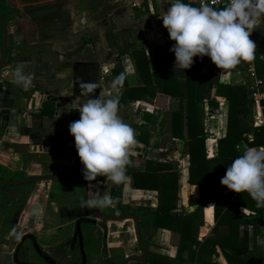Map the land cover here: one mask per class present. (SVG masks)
<instances>
[{
    "label": "crops",
    "instance_id": "obj_1",
    "mask_svg": "<svg viewBox=\"0 0 264 264\" xmlns=\"http://www.w3.org/2000/svg\"><path fill=\"white\" fill-rule=\"evenodd\" d=\"M14 2L28 21L33 22L35 31L33 39L30 40V37L26 41L29 50L17 51L25 54L27 58L6 64L0 71V173L10 176L23 172L24 176H28L40 172L41 169L54 173L63 172L70 166L82 169L77 154L59 151L74 144L67 126L69 122L79 118L76 111L73 119L70 114L71 110H75V97L80 96L82 84L90 81L98 85V89L91 95H96L99 91H112L106 76L111 73L118 54L128 84L135 85L139 82L128 51L133 46H141L146 53H150L154 47L163 48L174 43L168 38L160 17L166 12L171 0H14ZM17 37L20 43V38H23L22 31ZM254 41L255 45H264V35ZM198 62L202 73L207 72L208 66L215 65L206 55H198ZM18 64H22L24 70L31 74V83L27 89L15 82L13 68ZM102 64L107 65V72L101 69ZM253 66L251 60L241 62L230 69L221 68L219 81L246 86L250 81L249 69ZM115 92L119 96L122 88H116ZM46 100L53 101L55 111L52 117L43 116L39 119L34 115L39 112ZM203 106L204 130L207 133L204 141L205 153L206 157H214L217 154V139L226 133L228 102L222 96L216 95L215 87H212L204 99ZM179 107V99L172 95L167 97L164 109L144 99L119 102L121 116L134 130V143L128 149V155L134 157L132 168L143 170L146 159L167 161L177 165L178 199L172 212L188 207V201L198 195L197 185L188 182L187 149L182 144L183 140L173 137L170 131L169 113L177 111ZM248 107L249 124L253 126L264 124L262 109L250 99ZM38 137L40 140H34ZM4 144L8 146L3 147ZM49 146L53 147L52 153L46 151ZM241 146L248 147L244 142ZM249 147L264 148L260 145ZM31 159L34 163L30 165ZM27 166L28 171L25 170ZM90 182L101 195L110 194L111 188L117 185L118 198H112L109 204L114 212L119 210L118 202L137 209L140 207L151 209L157 205L156 191L132 188L128 176L121 184H113L106 176ZM6 185L8 186H0L1 222H4L8 214L7 220L9 218L18 220L13 231L17 239L11 246L8 238L0 236V264H15L14 249L18 240L27 233L33 235L40 249L54 261L71 264L72 257L66 255V250L61 248V241L56 238L60 230L56 223L61 217L62 204L59 193L63 188H67L70 198L73 199L77 194V187L69 182L57 180ZM128 195L133 197L131 201L127 200ZM62 197L68 196L63 194ZM242 210L247 212L244 208ZM75 211V206L69 204L67 215ZM79 211L83 213L81 209ZM202 213L203 224L199 227L198 240L211 233L214 225L213 203H207ZM20 215L22 217H19ZM131 221L130 219L124 221L128 235L133 231ZM260 228L261 246L264 248V226ZM114 233L116 232L107 233V250L120 239L115 238ZM248 233V247L251 249L253 247L251 227ZM170 235V230L157 227L147 240V249L172 261L176 255V247L170 244ZM121 237L126 239L125 234ZM26 241L31 240L25 239L20 248H25L27 262L46 264L39 258V253L32 247L31 242V249L27 247ZM134 245L135 241L130 240L126 242L125 247L135 253L137 250ZM217 252L216 264H227L219 247ZM217 259L220 260L217 262Z\"/></svg>",
    "mask_w": 264,
    "mask_h": 264
},
{
    "label": "trees",
    "instance_id": "obj_2",
    "mask_svg": "<svg viewBox=\"0 0 264 264\" xmlns=\"http://www.w3.org/2000/svg\"><path fill=\"white\" fill-rule=\"evenodd\" d=\"M186 2H189L186 0ZM193 4V3H192ZM195 5V4H194ZM219 8H223L219 7ZM7 13V10L5 11ZM3 18V13L0 12ZM4 23L6 22L3 20ZM31 29V39L34 36V24L28 21ZM168 47H154L146 53L141 46H133L128 51L139 82L128 84L120 55L115 57L114 67L106 76L110 82L123 74L122 81L116 88H122L119 102L144 99L159 108H165L168 96H175L180 101L177 111L169 113L170 131L173 137L181 138L182 144L189 155L188 182L198 187V195L188 201V207L176 208L178 168L175 163L146 159L143 170L133 169V156H129L126 175L132 188L155 190L157 205L154 208H132L122 205L120 208L126 214H134L138 219L140 236L146 250L143 261L134 264H216L217 247L222 252L227 264H264V248L261 246V226H264V207H257L256 201L247 192H234L220 183L226 166L231 160L242 153V142L246 146L264 147V124L253 126L247 119L249 114L248 84L231 85L219 81L220 68L208 66L207 72L200 71L198 55L186 69L174 65V54ZM7 50L9 46L7 45ZM152 55V58H151ZM22 53L7 55L4 65L26 59ZM256 76L261 80V91L264 95V45H256L253 59ZM212 87L215 94L222 96L228 102L226 133L217 139V154L206 157L204 141L207 133L204 130V99ZM264 114V96L260 99ZM55 111L52 100L43 102L41 109L34 116L52 117ZM71 118L75 110H71ZM253 128V131L251 129ZM23 132V131H22ZM252 133L254 140L249 144L246 137ZM141 140V139H140ZM60 153L76 154L74 144L61 148ZM82 170V169H81ZM81 176H83L81 171ZM22 172L10 176L0 173L2 179L22 178ZM97 176L93 180L101 179ZM0 186H8L1 184ZM117 185L111 188L110 195L118 198ZM207 203H213L214 225L210 235L198 240L199 227L203 224V208ZM246 209L247 212L243 211ZM111 213L114 212L110 208ZM157 227L170 230V244L176 247V255L172 261L161 254L147 249V240L154 234ZM252 228L253 247L249 249V228ZM64 250L63 245H61ZM21 261H27V253L21 247L17 253Z\"/></svg>",
    "mask_w": 264,
    "mask_h": 264
},
{
    "label": "clouds",
    "instance_id": "obj_3",
    "mask_svg": "<svg viewBox=\"0 0 264 264\" xmlns=\"http://www.w3.org/2000/svg\"><path fill=\"white\" fill-rule=\"evenodd\" d=\"M264 0H228L223 8L213 7L203 0L198 6L186 0H171L166 12L160 16L168 38L174 43L169 51L174 54V65L186 69L194 56H208L218 68L230 69L255 56V43L249 38L255 26L264 23ZM101 69L108 71L107 65ZM15 82L27 89L31 74L22 64L13 68ZM123 74L113 78L112 91H99L91 95L98 85L95 82L82 84L80 96L75 97L74 109L78 119L69 122L68 132L73 137L76 154L82 164L86 180L107 177L113 184L127 179L128 149L134 143V130L120 114L116 86ZM249 144L252 133L246 137ZM220 183L240 193L247 192L264 207V148L246 147L226 166ZM110 194L94 192L81 202L82 208H103L111 204Z\"/></svg>",
    "mask_w": 264,
    "mask_h": 264
},
{
    "label": "flooded vegetation",
    "instance_id": "obj_4",
    "mask_svg": "<svg viewBox=\"0 0 264 264\" xmlns=\"http://www.w3.org/2000/svg\"><path fill=\"white\" fill-rule=\"evenodd\" d=\"M11 2L13 3L14 0H0V12L3 13V20L7 21V17H6V10H9V5H11ZM6 25V22H5ZM6 29H7V34H6V55L5 58L8 54V50H7V45H8V40H9V31H8V26L6 25ZM1 43H2V32H1V28H0V53H1ZM34 140H40V138H36ZM7 147L8 145L4 144L3 147ZM53 147H48L46 149V151L48 153H52V149ZM12 153L14 152V150L12 149L11 151ZM34 163V160L31 159L30 165ZM28 168H26L25 170L28 171L29 166H27ZM23 177H33V176H50V175H59V176H63L64 178H60V179H46V180H37V181H31L28 183H32V182H42V181H53V180H57V181H63V182H69L72 185H75L77 187V194L76 195H80V199L81 202L84 198L88 199H93L94 198V192H95V188L93 187V185L91 184V182L89 180H86L84 178V176H81V169L78 170V168H75L74 166H70L68 169H66L63 172L60 173H54V172H44L42 169L40 172L38 173H34V174H30L28 176H24V173L22 172ZM20 179V178H18ZM23 184H27V183H23ZM63 194H66L68 197L67 198H63ZM59 197H60V203L62 204V207L60 208V214L63 215L65 213H67V209H68V205L69 204H73L75 206V209H81L83 211H85V213H79L78 216L74 219V224L72 227V235L69 237V239L66 240V244L68 245L69 249H66L64 244L61 242L60 245H63L64 250H66V255L72 257V263L71 264H75L74 262L77 261V257L79 260V263L77 264H81L82 262V256H81V249H80V244L78 241V236L76 232H81L82 235V251L84 252L85 255V263L84 264H88L89 262V258L86 252V247H87V238L85 237V233L84 232H88V238H91L92 243L96 244L98 242L101 243V249L102 250V254H104V262L105 264H110V260H109V253H106L107 250V245H106V238H107V233L108 232H116L113 235H115V238H119L120 239L116 242V246H122L126 244V240L122 239L121 237V233L120 232H126V223H124V221L126 219H130L131 218H119L116 220H108L107 218H100L98 216L95 215L94 212H98L99 214L105 216V217H122L124 215H128L126 213H124L122 210H120V208H118L119 210L117 212H113L111 213L110 211V205L103 207V208H82L78 203V198L77 196H75L73 199L70 198V192L69 189L67 188H63L61 190V193H59ZM68 201H70V203H68ZM77 205V206H76ZM64 207H67V209L65 210V212H62ZM9 220H11V218H9ZM132 222V232H129V238L127 243L132 240L135 241V247L136 250L135 253L132 251L127 252L123 258L121 259V261L119 262V264L122 263V261L124 260V258H126L127 256H131V255H141V248L138 242V239L136 237V233H135V228H134V222L133 220ZM69 223V221L67 222ZM109 223H112L111 225ZM57 225V224H56ZM64 224L60 223L59 225H57V227H60V230L62 228ZM78 225V228H77ZM59 232V231H58ZM97 232V234H96ZM140 232V231H139ZM99 236V237H98ZM98 238V239H96ZM142 239V238H141ZM30 240V239H29ZM31 245L33 242H35V240H31ZM36 243V242H35ZM143 243V242H142ZM95 246H99V244L95 245ZM33 247V245H32ZM39 247V246H38ZM62 248V247H61ZM39 258L42 260V262L46 263V264H60L56 261H54L49 255H47L46 253H44L40 247H39ZM106 250V251H105ZM18 258V257H17ZM28 260V259H27ZM135 262L138 260H129L126 264H128L129 262ZM27 262V261H24Z\"/></svg>",
    "mask_w": 264,
    "mask_h": 264
},
{
    "label": "rangeland",
    "instance_id": "obj_5",
    "mask_svg": "<svg viewBox=\"0 0 264 264\" xmlns=\"http://www.w3.org/2000/svg\"><path fill=\"white\" fill-rule=\"evenodd\" d=\"M6 17H7V21H6V25L8 26V31H9V40H8V46H9V50H8V54L9 56L13 55V54H18V52H23V51H28L29 50V45L27 43L26 45V41H28V39L31 37V29L28 23V19L22 14V11L20 8L16 7V3L15 2H11V5H9V10H7L6 13ZM262 22H264V14H262V18H261ZM20 31H22L23 34V38H20V43L19 39H18V35H20ZM264 35V23L260 24L259 26H255L253 28V30L250 33L249 38L255 42V39H260L261 36ZM24 42V43H23ZM4 82V81H2ZM2 84V83H1ZM78 198V203H81V199H80V195H76ZM127 200L131 201L133 197H131L130 195L127 196ZM154 198V196H152V199ZM138 201V200H136ZM68 203H70V201H68ZM77 206V205H76ZM132 207V206H130ZM133 208V207H132ZM67 209V207H64L62 212H65V210ZM79 209L77 208V210L75 211V213H71L70 215H67V213L61 215L60 219L57 221V225H59L60 223L64 224L61 228V230H59V232H57L56 238L61 241L66 249L68 248V245L65 243L67 239H69V237L72 235V227L74 224V219L78 216L79 214ZM83 212L85 213L84 209ZM7 216L9 217V214L6 215V219L4 220V222H1V217H0V236L2 237H6L10 240V245L13 246L14 242L16 241L17 237L16 235H14L13 231L15 230V225L18 223V220L16 219H11V220H7ZM19 217H22L21 215ZM69 221V223H67ZM85 233V237L87 238V247H86V252L88 258H89V262L88 264H105L104 260V254H102V250L101 249V243L98 242L97 244H99V246H95V243H92L91 238H88V232H84ZM121 235L123 236V234H125L126 242L128 241V238L130 235H128V233L126 234V232H120ZM97 234V232H96ZM51 236V235H50ZM99 237V236H98ZM98 239V238H96ZM27 243V247L29 249H31V245L29 241H26ZM116 244V243H115ZM127 246L125 247V245L122 246H116V245H111L110 248H108L109 251H106V253H109V260H110V264H119V262L121 261V259L123 258V256L129 252V250H127ZM216 259V258H215ZM39 260V259H37ZM220 259H217V262ZM220 262V261H219ZM75 264L79 263L78 257H77V261L74 262ZM128 264H134L133 261L129 262Z\"/></svg>",
    "mask_w": 264,
    "mask_h": 264
},
{
    "label": "water",
    "instance_id": "obj_6",
    "mask_svg": "<svg viewBox=\"0 0 264 264\" xmlns=\"http://www.w3.org/2000/svg\"><path fill=\"white\" fill-rule=\"evenodd\" d=\"M0 28H1V32H2V43H1V53H0V71L1 68L4 66V59H5V55H6V34H7V29H6V25L3 21V19L0 17ZM60 178H64L63 176H59V175H50V176H29V177H25V178H20V179H2L0 178V183L3 184H10V185H14V184H23V183H28L31 181H37V180H46V179H60ZM96 216L100 217V218H107L108 220H116L119 218H131L134 222V228H135V233H136V237L138 239L140 248H141V255H131V256H127L126 258H124V260L122 261L121 264H126L129 260H138V261H143L146 258V250L144 247V244L142 243V239L140 236V232H139V226H138V219L134 214H128V215H124L122 217H105L101 214H99L98 212H94ZM78 228V225H77ZM77 236H78V241L80 244V249H81V256H82V262L81 264L85 263V255L84 252L82 251V235L81 232H76ZM25 239H30L33 240V235L31 233H27L25 235H23L17 243L16 248L14 249L13 252V260L15 262V264H30L29 262H24L21 261L17 258V253L19 251L20 246L22 245V243L24 242ZM33 248L36 250V252H40L38 245L33 242L32 243Z\"/></svg>",
    "mask_w": 264,
    "mask_h": 264
},
{
    "label": "built area",
    "instance_id": "obj_7",
    "mask_svg": "<svg viewBox=\"0 0 264 264\" xmlns=\"http://www.w3.org/2000/svg\"><path fill=\"white\" fill-rule=\"evenodd\" d=\"M193 2L196 6L199 5V3L203 2V0H190ZM206 2L210 3L213 7H225L228 3V0H206ZM254 67V66H253ZM253 67H250L249 69V76L250 81L248 82V86L250 87L249 91V98L250 101L253 103H256L258 107H261L260 105V99L263 98V92L261 91V80L256 76L255 69Z\"/></svg>",
    "mask_w": 264,
    "mask_h": 264
}]
</instances>
